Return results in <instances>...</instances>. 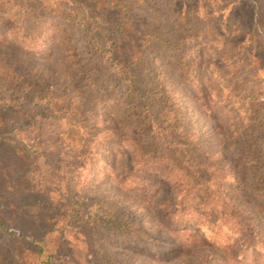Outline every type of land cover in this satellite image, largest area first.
Segmentation results:
<instances>
[{"label":"rangeland","instance_id":"1","mask_svg":"<svg viewBox=\"0 0 264 264\" xmlns=\"http://www.w3.org/2000/svg\"><path fill=\"white\" fill-rule=\"evenodd\" d=\"M123 3L130 40L143 47L124 78L95 48L112 44L113 14L92 39L73 0H0V255L15 253L8 264H233L252 234L264 263V0ZM166 90L197 138L191 164L226 170L204 180L235 185L228 194L246 229L178 226L162 207L175 183L127 177L135 165L123 139H148L143 105L158 113ZM34 202L45 207L37 217L17 208ZM125 222L148 241L121 234Z\"/></svg>","mask_w":264,"mask_h":264},{"label":"trees","instance_id":"2","mask_svg":"<svg viewBox=\"0 0 264 264\" xmlns=\"http://www.w3.org/2000/svg\"><path fill=\"white\" fill-rule=\"evenodd\" d=\"M73 2L83 7L81 25L87 29L92 39L94 31H105L102 25L104 16L109 14L115 16L117 25L113 31L112 44L104 50L99 46H95V48L103 58L112 59L114 65L118 67V74L121 77L129 76L132 74L131 71L137 70L143 59V47L140 43L131 41L133 26L123 0H73ZM164 92L155 100L159 106L158 113H155L153 109L156 105H153V108L147 102L143 105V109H147L143 123L148 127V139L133 136H126L123 139L124 145L133 156L135 165V169L129 172L127 177L136 186L143 187H148L152 181L151 177L156 174H160L161 179L165 181L175 183L177 185L176 197L164 200L162 207L169 218L178 223V226H184L187 222L196 220L198 227L207 225L215 235L223 225L228 226L227 228L231 231L246 229V224L241 221L237 207L234 206L232 198L228 194V191L235 185L232 183L220 184L216 179L213 180V183L204 180L211 171L215 174L217 171L221 173L226 170L221 167L217 169L213 164L204 160L191 164L190 161L193 160H190L188 156L189 149L196 147L197 138L182 125L180 112L174 108L171 91ZM1 120L3 118L0 116ZM13 147L19 149V145L15 143ZM218 175L216 176L220 178ZM221 176L224 175L221 174ZM154 185H158V183L156 182ZM17 208L19 210L27 209L33 217H37L45 209L40 202L27 203ZM17 208L14 207L15 210H18ZM92 219L96 221L98 218L93 217ZM115 227L121 234L148 241L146 233L136 227L135 223H119ZM0 228L2 231L8 232L5 222L1 218ZM246 235L251 240L244 244L241 259H233V264H264L258 261L259 257H263V255L255 249V246L262 244L263 241L256 240L253 243L251 241L255 238L252 234ZM30 237V241L39 247V254L42 253L43 246L38 244L41 239H37V234L34 232ZM15 256V253L0 255V263L8 264L11 258L14 260ZM12 263L14 264V262Z\"/></svg>","mask_w":264,"mask_h":264}]
</instances>
